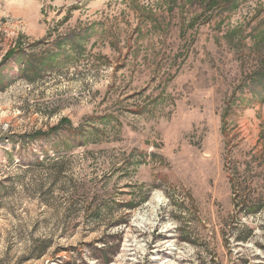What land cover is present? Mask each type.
I'll return each instance as SVG.
<instances>
[{
	"label": "rangeland",
	"instance_id": "1",
	"mask_svg": "<svg viewBox=\"0 0 264 264\" xmlns=\"http://www.w3.org/2000/svg\"><path fill=\"white\" fill-rule=\"evenodd\" d=\"M0 264H264V0H0Z\"/></svg>",
	"mask_w": 264,
	"mask_h": 264
}]
</instances>
